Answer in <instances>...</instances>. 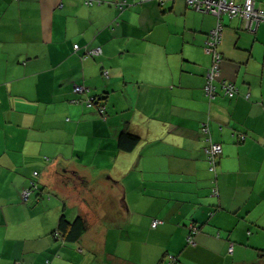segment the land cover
Returning <instances> with one entry per match:
<instances>
[{"label": "crops", "instance_id": "crops-1", "mask_svg": "<svg viewBox=\"0 0 264 264\" xmlns=\"http://www.w3.org/2000/svg\"><path fill=\"white\" fill-rule=\"evenodd\" d=\"M100 1L0 0V264H264V23L224 16L221 77L239 93L210 104L214 15L186 0ZM123 130L141 138L133 151ZM209 136L223 149L216 175ZM37 171L44 191L23 202ZM63 214L88 222L80 240L55 237Z\"/></svg>", "mask_w": 264, "mask_h": 264}, {"label": "built area", "instance_id": "built-area-1", "mask_svg": "<svg viewBox=\"0 0 264 264\" xmlns=\"http://www.w3.org/2000/svg\"><path fill=\"white\" fill-rule=\"evenodd\" d=\"M101 3L99 0H85V3L88 6H92L94 3ZM187 4L196 10H202L204 12H212L217 17H222L223 15H228L231 18H241L243 20L244 26L246 29L254 30V26H259L264 22V9L258 8L255 0H186ZM123 5V4H122ZM223 25L218 22L217 27L211 32L209 41L207 44V53L213 54V64L210 68L207 75V84L205 86V92L210 99H213L216 94V86L213 81L218 76V70L220 68L221 54L217 52V46H219L222 39ZM76 51L80 50L79 44L74 45ZM102 53L101 48H93L86 50L85 58L90 56H98ZM223 89L230 96H233L236 92V88L233 84L225 83L222 84ZM76 92L84 93L87 89L83 86H77ZM88 106L92 107L96 103L95 97H89ZM99 111L104 113V108L99 106ZM206 153L208 154L210 160V171L215 172L216 166V156L221 153V148L218 145H212L211 147L205 148ZM35 176H38V173L35 172ZM32 186H35V183H32ZM31 190V189H30ZM30 190L26 189L22 193V198L27 200L30 195ZM213 194L218 195V189L215 187L213 189ZM162 221L159 219L153 220L152 227L156 228L160 225ZM199 229L194 224L189 226V233L187 235V241L189 244L196 245L195 236L198 233ZM233 249H230L232 252ZM169 262L166 264H180L178 258L170 255ZM19 264V263H16Z\"/></svg>", "mask_w": 264, "mask_h": 264}, {"label": "trees", "instance_id": "trees-1", "mask_svg": "<svg viewBox=\"0 0 264 264\" xmlns=\"http://www.w3.org/2000/svg\"><path fill=\"white\" fill-rule=\"evenodd\" d=\"M100 1V0H99ZM256 1V0H255ZM101 2V1H100ZM98 4H101V3H98ZM94 5V4H93ZM188 5V4H187ZM256 5H257V1H256ZM188 7L189 8H191V9H193V10H195V11H199V12H202V13H206V14H211V15H214L212 12H204V11H202V10H196L195 8H193V7H191V6H189L188 5ZM258 7V6H257ZM120 8H123V6L121 7L120 6ZM258 8H260V7H258ZM262 9V8H261ZM216 18H217V24H216V26L208 33V36H207V38H206V40H205V46H204V49H205V52L207 53V44H206V42L207 41H209V39H210V35H211V32L217 27V25H218V22L220 21V23H222V25H223V31H222V39H221V43L220 44H222V40H223V32H224V28H225V25H224V22H223V18H224V16H228V15H223L222 17H217L216 15H214ZM229 18H231L230 16H228ZM231 19H233V18H231ZM264 23V22H263ZM217 52H219L220 54H221V62H220V65H222V62H223V60H224V56H223V53H222V51H221V47L220 46H217ZM209 56H210V58H211V64H210V66H209V68L207 69V71H206V76H205V84H204V90H205V86H206V84H207V82H208V80H207V75H208V72H209V70H210V68L212 67V64H213V54L212 53H207ZM218 76H220V77H216L215 78V80L213 81V83H214V85L216 86V94H215V97L213 98V99H210L209 98V96L206 94V92H205V94H206V96H207V98H208V100H209V103L211 104V103H214L215 101H216V99L218 98V96H219V93L220 92H222L223 93V95L225 96V97H227V98H229V99H233V98H235L237 95H238V93H239V88L237 87V85L235 84V82H233V81H230V80H228V79H225V78H222L221 77V73H222V68H219V70H218ZM223 82H225V83H230V84H233L234 85V87L236 88V92L234 93V95L233 96H230V95H228L227 93H226V91L223 89V87H222V84H223ZM202 130H204L203 132L205 133V134H210V130H209V127H208V124H205L204 126H203V129ZM246 139V135L245 134H239V136H238V140L241 142V141H244ZM140 142H141V138L138 136V135H135V134H133V133H131L130 131H128V130H123L122 132H121V134H120V136H119V139H118V146H119V148H120V150H122V151H133L139 144H140ZM212 145H218V146H220V148H221V153L220 154H218L217 156H216V166H215V172H212V171H210L211 173H213V174H217V171H218V166H219V161H220V158H221V156H222V151H223V149H222V145L220 144V143H216V142H214L213 141V139L211 138V136H209V138H208V144L206 145V147H211ZM205 147V148H206ZM205 148H204V152H205V154L207 155V159H208V164H209V170H210V167H211V164H210V160H209V157H208V154L206 153V151H205ZM37 177V176H36ZM35 183V186H32V183ZM215 187L216 186H214V187H212V195L213 196H215L214 194H213V189H215ZM26 189H28V190H30V195H29V198L27 199V200H24L23 198H22V193H23V191L24 190H26ZM218 189V188H217ZM39 191H44V189H43V187H42V185H41V181L39 180V178H37V179H33L32 181H31V183H30V186H28L27 188H25V189H23L22 190V192H21V199L24 201V202H27V201H29V200H31V197H32V195L33 194H35V193H37V192H39ZM218 195H219V190H218ZM218 195H216V196H218ZM191 225V224H190ZM194 225L196 226V227H198V229H199V231H198V233L200 232V226L199 225H197V224H195L194 223ZM87 230H88V222L86 221V219L85 218H83L82 216H78L77 218H75L73 221H71V220H69L67 217H66V215L65 214H63L62 216H61V218H60V220H59V223H58V229H57V231H58V233H59V235L62 237V239L64 240V241H66V242H76V241H78V240H80L81 238H82V236L87 232ZM56 232V231H55ZM197 233V234H198ZM196 234V235H197ZM196 237V236H195Z\"/></svg>", "mask_w": 264, "mask_h": 264}, {"label": "rangeland", "instance_id": "rangeland-1", "mask_svg": "<svg viewBox=\"0 0 264 264\" xmlns=\"http://www.w3.org/2000/svg\"><path fill=\"white\" fill-rule=\"evenodd\" d=\"M235 18H238V17H235ZM238 19H241V18H238ZM242 20V19H241ZM243 21V20H242ZM221 43V42H220ZM219 46L221 47V44H219ZM220 68H222V65H220ZM217 77H220V76H217ZM86 92H88V91H86ZM85 92V93H86ZM93 104H95V103H93ZM101 107H103L104 108V113H101V114H105V107L103 106V105H100ZM98 167V166H97ZM37 173H38V178H39V180L41 179V177H42V175H41V173L39 172V171H37ZM93 175L94 176H96V178H97V181H100V180H102V179H100V178H102V177H104V174L103 173H100L99 172V170L97 169V170H95L94 172H93ZM59 180H61L62 181V183L63 184H65L66 183V181L63 179H61V178H59ZM69 186H71V184H69ZM60 188H63V189H67V186H64V185H62V184H60V186H58V187H56V188H53L54 190H56V191H58ZM85 191H84V193L83 194H85V192L87 193L88 191H86V186H85V189H84ZM54 194V196H57V193L58 192H53ZM82 193V191H81V187L79 188V193H78V191H76V194H81ZM90 198H91V196H90ZM90 198H88V199H90ZM95 198V197H94ZM100 199V198H99ZM23 201V200H22ZM24 202V201H23ZM96 206H97V204H95ZM54 235H55V237L56 238H61L62 239V237L59 235V233H58V231L56 230V232H54ZM262 245H264V241H263V243H262ZM169 259V258H168Z\"/></svg>", "mask_w": 264, "mask_h": 264}, {"label": "water", "instance_id": "water-1", "mask_svg": "<svg viewBox=\"0 0 264 264\" xmlns=\"http://www.w3.org/2000/svg\"><path fill=\"white\" fill-rule=\"evenodd\" d=\"M59 167V166H58ZM57 172H59L62 176H65V177H71V178H75V177H72V175H70L68 172H67V169H65V168H62V169H58V171ZM72 173H76V170H74ZM71 173V174H72ZM80 177V176H79ZM75 179H77V178H75Z\"/></svg>", "mask_w": 264, "mask_h": 264}, {"label": "bare ground", "instance_id": "bare-ground-1", "mask_svg": "<svg viewBox=\"0 0 264 264\" xmlns=\"http://www.w3.org/2000/svg\"><path fill=\"white\" fill-rule=\"evenodd\" d=\"M231 248H232V247H231ZM231 248H230V249H231ZM232 249H233V248H232Z\"/></svg>", "mask_w": 264, "mask_h": 264}]
</instances>
